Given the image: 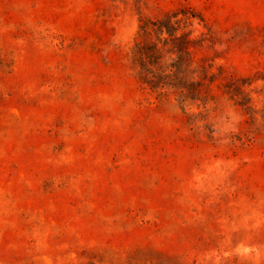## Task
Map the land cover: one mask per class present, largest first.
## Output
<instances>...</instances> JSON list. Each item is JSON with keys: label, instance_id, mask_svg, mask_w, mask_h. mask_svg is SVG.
<instances>
[{"label": "rangeland", "instance_id": "374dc122", "mask_svg": "<svg viewBox=\"0 0 264 264\" xmlns=\"http://www.w3.org/2000/svg\"><path fill=\"white\" fill-rule=\"evenodd\" d=\"M0 264H264V0H0Z\"/></svg>", "mask_w": 264, "mask_h": 264}, {"label": "trees", "instance_id": "16d2710c", "mask_svg": "<svg viewBox=\"0 0 264 264\" xmlns=\"http://www.w3.org/2000/svg\"><path fill=\"white\" fill-rule=\"evenodd\" d=\"M175 16H168L166 19L157 20L153 22H148L145 25L141 26V29L144 33H150V31L158 32L159 40L155 45L165 42L169 38L172 41V47L177 52L176 55H180L182 52H185V41H189L185 34L176 36V31L173 30L172 26V18ZM156 45V46H157ZM155 48V47H154ZM153 45H149L145 42H139L137 44V52L140 59L149 65V67H153V65L157 62L158 58V49L154 50ZM188 49V48H187ZM157 52V53H156ZM172 54V53H171ZM150 69V68H149ZM154 78V77H153ZM155 79V78H154ZM148 85L151 88H155L150 81L147 80Z\"/></svg>", "mask_w": 264, "mask_h": 264}]
</instances>
